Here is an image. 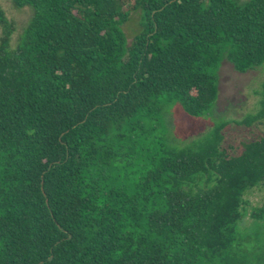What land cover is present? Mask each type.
I'll use <instances>...</instances> for the list:
<instances>
[{"label":"trees","instance_id":"1","mask_svg":"<svg viewBox=\"0 0 264 264\" xmlns=\"http://www.w3.org/2000/svg\"><path fill=\"white\" fill-rule=\"evenodd\" d=\"M12 4L32 15L11 48L0 8V264H264L238 229L264 188V130L239 154L225 123L176 148L165 118L211 115L225 60L264 67V0ZM258 95L247 127L264 123ZM250 216L260 233L264 207Z\"/></svg>","mask_w":264,"mask_h":264},{"label":"rangeland","instance_id":"2","mask_svg":"<svg viewBox=\"0 0 264 264\" xmlns=\"http://www.w3.org/2000/svg\"><path fill=\"white\" fill-rule=\"evenodd\" d=\"M244 2L245 0H237ZM0 8L8 19L15 25V33L10 43L11 48L17 46L19 36L29 22L32 11L30 8L17 9L12 0H0ZM122 31L126 38L127 46L141 31V14L132 13ZM2 30L0 27V37ZM264 82V67L250 70L247 73L237 72L233 65L225 60L220 70V96L218 105L211 115L205 118H192L188 116L180 104H172L165 109L167 123V136L169 145L182 148L193 140L208 134L215 124L225 123L223 130L225 147L232 148L233 154L241 152V143L252 140L260 131L264 130V123H255L250 127L241 124L248 115L258 110L261 85ZM245 205L241 208L244 218L239 221L238 229L244 236L252 239L246 242L248 249L252 250L256 244V236L264 240V229L257 234L258 224L251 218V213L264 207V188H255L248 191L244 197ZM259 246V245H258ZM263 247V246H262ZM261 252L260 250L257 253Z\"/></svg>","mask_w":264,"mask_h":264},{"label":"water","instance_id":"3","mask_svg":"<svg viewBox=\"0 0 264 264\" xmlns=\"http://www.w3.org/2000/svg\"><path fill=\"white\" fill-rule=\"evenodd\" d=\"M50 259H52V257H50Z\"/></svg>","mask_w":264,"mask_h":264}]
</instances>
